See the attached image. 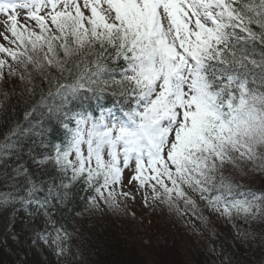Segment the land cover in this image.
<instances>
[{
    "label": "snow or ice",
    "instance_id": "obj_1",
    "mask_svg": "<svg viewBox=\"0 0 264 264\" xmlns=\"http://www.w3.org/2000/svg\"><path fill=\"white\" fill-rule=\"evenodd\" d=\"M0 27V80L39 77L27 126L0 140V157L19 160L34 136L27 156L51 169L34 178L19 163L5 173L13 191L0 192V205L28 212L33 244L67 252L72 233L54 217L74 185L92 208L127 210L126 171L146 207L264 224V190L227 174H264V0H0Z\"/></svg>",
    "mask_w": 264,
    "mask_h": 264
},
{
    "label": "trees",
    "instance_id": "obj_2",
    "mask_svg": "<svg viewBox=\"0 0 264 264\" xmlns=\"http://www.w3.org/2000/svg\"><path fill=\"white\" fill-rule=\"evenodd\" d=\"M34 82L32 86L39 85L38 76ZM7 93L9 94L7 99L2 97L5 103L0 109V140L3 139V133L16 123L27 126L24 121V113L35 102V99H38L39 87H36L35 97L27 94L23 98L19 95L11 96L10 91ZM105 100L102 101L103 104ZM90 103L93 107L95 106V101ZM34 119H40L39 115H36ZM57 135V132L51 134L53 141L57 139ZM34 139H36L34 136L22 138L23 150L19 153L21 159L18 160L15 154L0 157V192L13 191V181L8 179L5 173L11 174L12 169L19 163H25L34 178L47 179L51 174V169L42 171L27 156L28 148L32 147ZM36 150L40 151L38 148ZM12 151L15 152V150ZM250 177L246 181L239 182L258 192L264 190V180L259 179V176ZM17 180L23 183L24 178L18 177ZM16 186L19 187V184ZM83 187L80 184L72 187L65 206L58 204V211L54 217L57 221L56 228L63 226L72 233L69 249L65 254L60 255V257L68 255L65 259L67 262L64 264H148L142 250L145 252L156 250L159 253V257L156 255L159 263L156 264H182L180 259H176L181 256L178 252L179 249L176 248L181 243L179 240L171 242L169 241L171 239H161L160 236L153 235L152 239L143 240L141 246L139 241L137 245L136 241L126 240L119 231H116L118 229L116 226L112 228L101 224H89V228L79 229L77 215L80 217L85 214V211L90 207L87 198L93 194L84 191ZM37 195L42 196L43 193ZM30 219L28 212L18 202L0 205V264H48V261L51 262L54 259V255L57 254L54 251L55 246L48 247L43 243H32L35 233L26 227ZM196 220L199 223L198 219ZM44 227V221L41 220L40 230L43 231ZM203 227L207 228L201 229L205 235L204 240L192 242L193 239H189L184 244L187 255L191 254L188 255V259L192 260V262L189 261L190 263L184 261V264H193V262L195 264H264V242L257 235L264 230V224L257 222L249 225L242 221L230 222L225 219L224 226L220 228L213 221L204 222ZM230 228L236 230V233L238 231L250 232L256 238L232 240ZM47 231L53 236L55 235L51 225L47 226ZM12 232L18 235V239H12L10 235ZM188 236L193 237L190 234ZM197 242L202 243V247L198 246ZM40 245L47 247L49 253H43ZM169 253L172 254V257Z\"/></svg>",
    "mask_w": 264,
    "mask_h": 264
},
{
    "label": "rangeland",
    "instance_id": "obj_3",
    "mask_svg": "<svg viewBox=\"0 0 264 264\" xmlns=\"http://www.w3.org/2000/svg\"><path fill=\"white\" fill-rule=\"evenodd\" d=\"M19 22H24L23 12L20 14ZM0 31H3L2 27H0ZM0 43L8 46L7 42L3 39L2 36H0ZM2 55L3 54H0V56ZM32 85L33 84H26L25 82H21L17 77H10L7 80H0V109L4 106L5 103L4 98L2 99V93L10 91L11 96L19 95L20 97L24 98L28 94L27 89L33 87ZM227 173L233 175L237 181L241 182L248 180L249 178H251L250 176H259V179L264 180V174L263 176L262 174H249V177H241L238 172L231 168L228 169ZM128 175L129 173L126 171L123 183L127 185V187H125L123 190L132 193L136 198L135 200L128 199L126 202H124L126 204L127 210L122 209L120 211H113L104 205H102L99 209L88 207V210L85 211L84 215L80 217L79 215H77L79 218L78 223L80 224L79 229H85L86 227L89 228V224H101L105 226H111L112 228L113 226H116L118 228L116 229V231H119L126 240L131 242L136 241L137 245L139 241L141 246L143 244V240L152 239L153 235H158L161 239H171L169 240L171 242L172 240H179L181 243L179 244V247L176 248L179 249L178 252H180L181 256H178V258L176 259H180L182 261V264H184V261L185 263L186 261L192 262V260L188 259V255L191 254L187 255V252L184 249L186 248V246L184 244L189 239H193L192 242H194V240L200 241L205 239L204 232L201 231V229H207L206 227H203L204 222H201V220L198 219L201 225L200 226L197 220L191 217V215H185L182 218L175 212H170L166 205L146 207L143 201V196L146 194V192H144L143 190L138 192L135 182L133 183V185H128ZM149 203H151L150 198ZM132 213H135V216H133ZM203 214L208 218V223H210V221H213L217 226H219V228L224 226V218L217 217L207 209H204ZM230 229V236L232 240L241 238L237 235L236 230L232 228ZM188 234L192 235L193 237L188 236ZM197 245L202 247L203 244L197 242ZM40 246L43 253H49V249L47 247H44L43 245ZM142 253L145 255L146 262L148 264H156L158 262L156 259V255L158 256L159 253H157L156 250H153L151 252H145L142 250ZM56 255L57 254L54 255L55 257L53 256L54 259L51 262L48 261V264H61V262L62 264H64L67 262V260L65 259L68 255H64L63 257H60V255ZM169 255L172 257V254L169 253ZM179 263L181 262L179 261ZM193 264L195 263L193 262Z\"/></svg>",
    "mask_w": 264,
    "mask_h": 264
}]
</instances>
